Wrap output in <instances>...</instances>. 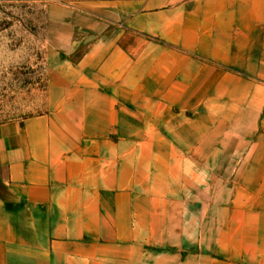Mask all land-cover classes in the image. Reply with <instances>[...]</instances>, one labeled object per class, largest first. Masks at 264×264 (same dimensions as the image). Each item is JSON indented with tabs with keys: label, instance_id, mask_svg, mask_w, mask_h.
<instances>
[{
	"label": "crops",
	"instance_id": "1",
	"mask_svg": "<svg viewBox=\"0 0 264 264\" xmlns=\"http://www.w3.org/2000/svg\"><path fill=\"white\" fill-rule=\"evenodd\" d=\"M234 4L240 0L99 8L90 25L96 41L64 96L72 107L0 122V264H145L144 205L129 203L143 195L128 191L129 155L113 153L128 146L66 145L64 137L109 136L114 114L133 113L129 105L235 98L240 72L253 76L249 87L264 82V21L226 13ZM112 25L109 37L101 29ZM65 118L76 121L73 130L66 132ZM134 208L142 214L135 226L127 215Z\"/></svg>",
	"mask_w": 264,
	"mask_h": 264
},
{
	"label": "rangeland",
	"instance_id": "2",
	"mask_svg": "<svg viewBox=\"0 0 264 264\" xmlns=\"http://www.w3.org/2000/svg\"><path fill=\"white\" fill-rule=\"evenodd\" d=\"M120 1L0 0V122L72 107L64 96L96 41L90 25ZM237 9L264 21V0L225 8ZM101 30L111 37L116 26ZM240 77V93L221 103L129 105L109 136L65 135L66 145L128 146L113 153L129 155L128 191L143 195L129 203L144 214L127 215L134 226L144 218L145 264H264V82Z\"/></svg>",
	"mask_w": 264,
	"mask_h": 264
}]
</instances>
